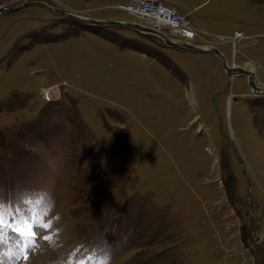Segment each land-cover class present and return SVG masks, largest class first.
Wrapping results in <instances>:
<instances>
[{
	"label": "rangeland",
	"instance_id": "rangeland-1",
	"mask_svg": "<svg viewBox=\"0 0 264 264\" xmlns=\"http://www.w3.org/2000/svg\"><path fill=\"white\" fill-rule=\"evenodd\" d=\"M84 1L0 6L129 19L114 1L94 20ZM254 1L208 7L242 27L264 20ZM94 38L146 64L129 73L117 53L70 51ZM255 39L260 53L211 42L264 89V33ZM159 43L44 7L0 14V264H264V95L242 75L194 83Z\"/></svg>",
	"mask_w": 264,
	"mask_h": 264
},
{
	"label": "crops",
	"instance_id": "crops-1",
	"mask_svg": "<svg viewBox=\"0 0 264 264\" xmlns=\"http://www.w3.org/2000/svg\"><path fill=\"white\" fill-rule=\"evenodd\" d=\"M121 2L125 3L128 0H87L84 1L82 4L83 7H86L87 10L91 8V12H93L95 15H97L96 18H92L94 20H102L101 17L98 15H107L104 14L102 10H106L107 5L111 4L112 2ZM163 3L174 7L181 15L187 16L191 23V27L194 31V39L193 42L197 47H200L199 49L209 50V49H215L220 53L221 56L225 59L228 66L233 65L234 63H231L230 58L228 62V57L226 55V46L224 44L214 45L211 41H223L230 37L234 32L240 31L242 34V37L236 41L235 47L237 48L239 53H260L259 46L263 47V45H255V37H260L264 33V20L260 16L257 20L253 21V23L249 25H245L242 27L238 26H231L226 19L220 17L219 11L222 10V8H210L208 7V4L211 0H201L198 3H195L192 0H161ZM259 4L258 1H254ZM257 5V4H256ZM117 4L114 6L116 7ZM260 11V9L258 10ZM262 16L264 14L260 12ZM112 14H110L111 16ZM104 17V16H103ZM102 17V18H103ZM111 18V17H110ZM105 19V18H103ZM132 34L135 35L132 31H130ZM86 37V36H85ZM91 38V37H89ZM222 41V42H223ZM257 42V41H256ZM112 43V42H111ZM227 43V42H225ZM110 44V43H109ZM167 46V45H165ZM169 47V46H167ZM230 47V45H229ZM172 49H166L169 53H173L174 57H172L173 61L181 68L182 71H185L186 73H189L190 78L194 83L196 82H209L207 88H210L211 86H215L218 84L219 81L225 80V75L222 72H220V76H217L216 71H212L210 67L212 65L215 67L217 66L219 69L221 68V64L217 60L220 59L219 57H216L215 55L204 53V52H195V51H189L186 49H180V48H174L169 47ZM75 49V50H73ZM249 51H244V50ZM73 53H117L113 54L115 57L116 62H119L129 73H137L134 69V67H140L142 66L144 62L143 58H140L139 55H133L130 53H138L133 49L129 48H122L119 47L116 43L114 45H108L105 43H102V41H99V39H93V42L90 43H84V41H75L73 42V46H70V51ZM147 62H150L146 60ZM221 61V59H220ZM142 63V64H140ZM146 64V63H145ZM119 65V64H118ZM209 69H208V68ZM222 69V68H221ZM147 79L146 82L149 81L152 82V76L155 70L151 69V73L149 72V69L144 70ZM151 74V75H149ZM225 82V81H224ZM218 86V85H217ZM216 86V87H217ZM157 93V92H156ZM157 99L161 96L164 97V93H157Z\"/></svg>",
	"mask_w": 264,
	"mask_h": 264
},
{
	"label": "built area",
	"instance_id": "built-area-1",
	"mask_svg": "<svg viewBox=\"0 0 264 264\" xmlns=\"http://www.w3.org/2000/svg\"><path fill=\"white\" fill-rule=\"evenodd\" d=\"M115 9L129 18L124 20V25L127 26L125 28L135 34L140 32L150 35L130 30V26L159 33V36L153 37L160 42H162V37L166 40L182 42H192L194 39V31L187 16L181 15L174 7L159 2V0H128L125 3L117 4ZM241 37V32L236 31L226 41L234 44ZM159 44L164 49H172L162 43Z\"/></svg>",
	"mask_w": 264,
	"mask_h": 264
},
{
	"label": "water",
	"instance_id": "water-1",
	"mask_svg": "<svg viewBox=\"0 0 264 264\" xmlns=\"http://www.w3.org/2000/svg\"><path fill=\"white\" fill-rule=\"evenodd\" d=\"M34 6L44 7L48 11H52V12L56 13L57 15L61 16L62 18L69 19V20H73V21H76V22H79V23H84L86 25H94V26H108V25H113V24L118 25V26H123L124 25V23L121 24V23H119V21L118 22H114L113 21V24H110L108 22L98 23L96 21L80 20L79 18L74 17L72 15L66 16L60 10H57V9L51 8V7L47 6V5H44V3H42V2H27V3H22L18 7H14V8H8V7L0 6V14L13 15V14H17L18 12H20V11H22V10L28 8V7H34ZM125 27H127V26H125ZM133 27H135V26H130L131 29H133ZM142 32L148 33L147 30L142 31ZM161 40L163 41V40H166V39L162 37ZM186 50L195 51V52H204V53L212 54V55H215L216 57H219L221 59V68H222L223 73L225 75L226 85L228 84V77H232L231 75H233V71L234 70L232 68H228V67L225 66L224 60L219 55L220 53H218V51H216L215 49H209V50L200 51V50H197V47L196 46H192V45H187ZM238 72L241 73L242 76L243 75L246 76L247 79H248L247 80V84L250 87L254 88V86H253V74H252V72H250V71L242 72L240 70H238ZM262 91H264V89H262L261 92ZM260 94H264V92H262ZM249 245H250V247H253V245L250 242H249Z\"/></svg>",
	"mask_w": 264,
	"mask_h": 264
},
{
	"label": "bare ground",
	"instance_id": "bare-ground-1",
	"mask_svg": "<svg viewBox=\"0 0 264 264\" xmlns=\"http://www.w3.org/2000/svg\"><path fill=\"white\" fill-rule=\"evenodd\" d=\"M159 2H161V0L159 1ZM44 5H46V4H44ZM65 15L66 16H68L69 14H67V13H65ZM64 15V16H65ZM75 17H77V16H75ZM77 18H80V19H82L81 17H77ZM119 23H123V22H120L119 21ZM133 30L134 31H145V30H143V29H141V28H139V27H133ZM147 32L150 34V35H152V36H154L155 35V37H157V36H159V33H157V32H154V31H151V30H148L147 29ZM137 33H140V32H137ZM141 34V33H140ZM145 35V34H144ZM240 39V38H239ZM224 39H222V41H223ZM175 41V40H174ZM163 42H164V44L165 45H167V46H169V47H174V48H187V45L188 44H192L193 43V41L192 42H182V41H176L177 43H174V42H171L170 41V39L169 40H163ZM236 44V42L234 43V44H232L233 46ZM230 45V44H229ZM232 45H230L231 47H233ZM197 50H200L199 48L197 49ZM232 50H234L235 51V49H234V47L232 48ZM200 51H202V50H200ZM220 55V54H219ZM221 56V55H220ZM221 58L224 60V63H225V66L226 67H228V68H232L234 71H233V75H231L232 77H234V76H239V75H241V73H239L238 72V70H240V71H242V72H246V71H250L249 69H244V68H241V67H229L228 66V64L226 63V61H225V59L223 58V56H221ZM250 72H252V71H250ZM244 76V75H243ZM255 76V75H254ZM232 77H228V80L230 79V78H232ZM255 84H256V81H255V78L253 77V86H254V88H252V87H250L251 88V90H253L254 92H255V94H260V93H262V92H264V91H262L261 92V88H258L257 86H255ZM264 95V94H263ZM49 101V100H48Z\"/></svg>",
	"mask_w": 264,
	"mask_h": 264
},
{
	"label": "clouds",
	"instance_id": "clouds-1",
	"mask_svg": "<svg viewBox=\"0 0 264 264\" xmlns=\"http://www.w3.org/2000/svg\"><path fill=\"white\" fill-rule=\"evenodd\" d=\"M97 28H101V27H103V26H96ZM125 27V25H123L122 27H119V28H122V29H126V28H124ZM130 30H133V29H131V28H129ZM127 30V29H126ZM129 31V30H128Z\"/></svg>",
	"mask_w": 264,
	"mask_h": 264
},
{
	"label": "snow or ice",
	"instance_id": "snow-or-ice-1",
	"mask_svg": "<svg viewBox=\"0 0 264 264\" xmlns=\"http://www.w3.org/2000/svg\"><path fill=\"white\" fill-rule=\"evenodd\" d=\"M35 235V234H34Z\"/></svg>",
	"mask_w": 264,
	"mask_h": 264
}]
</instances>
